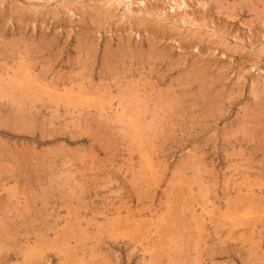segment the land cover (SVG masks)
<instances>
[{
  "label": "rangeland",
  "instance_id": "rangeland-1",
  "mask_svg": "<svg viewBox=\"0 0 264 264\" xmlns=\"http://www.w3.org/2000/svg\"><path fill=\"white\" fill-rule=\"evenodd\" d=\"M0 264H264V0H0Z\"/></svg>",
  "mask_w": 264,
  "mask_h": 264
},
{
  "label": "bare ground",
  "instance_id": "bare-ground-1",
  "mask_svg": "<svg viewBox=\"0 0 264 264\" xmlns=\"http://www.w3.org/2000/svg\"><path fill=\"white\" fill-rule=\"evenodd\" d=\"M121 55V54H120ZM70 234V233H69ZM61 249V248H60ZM43 251V250H42Z\"/></svg>",
  "mask_w": 264,
  "mask_h": 264
}]
</instances>
